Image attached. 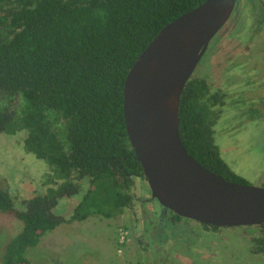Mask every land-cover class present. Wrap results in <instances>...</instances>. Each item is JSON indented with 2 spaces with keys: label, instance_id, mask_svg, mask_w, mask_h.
I'll return each instance as SVG.
<instances>
[{
  "label": "trees",
  "instance_id": "trees-1",
  "mask_svg": "<svg viewBox=\"0 0 264 264\" xmlns=\"http://www.w3.org/2000/svg\"><path fill=\"white\" fill-rule=\"evenodd\" d=\"M205 1L0 0V135L28 131V151L50 169L48 192L23 202L24 208L0 188V212L24 223L1 264H31L28 252L59 226L122 216L133 205L136 181L146 180L125 123L126 79L168 24ZM254 8L263 25L264 6ZM224 105L205 80L192 77L181 97V138L204 168L249 185L215 143L217 108ZM85 181L90 187L74 216L55 215L59 202L79 195ZM174 217L175 225L183 220ZM256 229L254 252L264 255V225Z\"/></svg>",
  "mask_w": 264,
  "mask_h": 264
},
{
  "label": "rangeland",
  "instance_id": "rangeland-1",
  "mask_svg": "<svg viewBox=\"0 0 264 264\" xmlns=\"http://www.w3.org/2000/svg\"><path fill=\"white\" fill-rule=\"evenodd\" d=\"M254 4L260 11L264 0H242L236 16L212 40L193 78L205 80L225 103L217 108L214 130L222 159L250 186L264 188V24L259 25ZM28 134L23 130L0 135V188L17 198L19 208L49 188V166L28 151ZM145 185L136 181L137 199ZM89 187L85 181L79 195L61 200L55 215L70 220ZM159 214V204L137 200L122 216L65 223L31 249L28 258L31 264H264V255L254 252L256 227L207 232L200 223L183 218L163 228ZM133 220L138 221L136 235L130 231ZM23 230L22 221L0 212V264L9 242Z\"/></svg>",
  "mask_w": 264,
  "mask_h": 264
},
{
  "label": "water",
  "instance_id": "water-1",
  "mask_svg": "<svg viewBox=\"0 0 264 264\" xmlns=\"http://www.w3.org/2000/svg\"><path fill=\"white\" fill-rule=\"evenodd\" d=\"M242 0H206L168 24L125 83V123L151 190L165 211L217 228L264 225V188L230 182L189 154L180 134L186 85Z\"/></svg>",
  "mask_w": 264,
  "mask_h": 264
},
{
  "label": "flooded vegetation",
  "instance_id": "flooded-vegetation-1",
  "mask_svg": "<svg viewBox=\"0 0 264 264\" xmlns=\"http://www.w3.org/2000/svg\"><path fill=\"white\" fill-rule=\"evenodd\" d=\"M246 1H249V0H246ZM251 1V0H250ZM242 2V1H241ZM236 14L237 13H235V15H233V18L236 16ZM233 18H231V20L233 19ZM230 20V21H231ZM230 23V22H229ZM146 180V179H145ZM146 183H147V185H148V182H147V180H146ZM139 190V188H137V186H135V189H134V196H135V191L136 190ZM140 198H136L135 197V199H134V201H133V205L128 209V211L129 212H131L133 209H134V207H135V202L137 201V200H139V202H141V204H142V202H143V204H146V203H156V204H159V202L157 201V200H152L151 199V190H150V187H149V185H148V187L145 185V187H140ZM142 197H145V201H142ZM151 200H152V202H151ZM159 206H160V214L158 215V218H159V220L161 219L162 220V222H161V225L163 226V224H164V226H167L168 225V223H171L173 226H175V219H176V217H174V215H176V214H174L173 212H171V211H165L164 210V208L159 204ZM176 216H178V215H176ZM137 221V220H136ZM135 220H133L132 221V224H133V226L131 227V225H130V231H131V234L132 233H134V235H136L137 233H138V231H137V229H138V225H137V223H138V221L136 222ZM163 221H166V225H165V223L163 222ZM178 223H180V222H178ZM177 223V224H178Z\"/></svg>",
  "mask_w": 264,
  "mask_h": 264
},
{
  "label": "built area",
  "instance_id": "built-area-1",
  "mask_svg": "<svg viewBox=\"0 0 264 264\" xmlns=\"http://www.w3.org/2000/svg\"><path fill=\"white\" fill-rule=\"evenodd\" d=\"M124 235H125V234L123 233V234H122V237H123V238H124ZM123 238H122V239H123Z\"/></svg>",
  "mask_w": 264,
  "mask_h": 264
}]
</instances>
